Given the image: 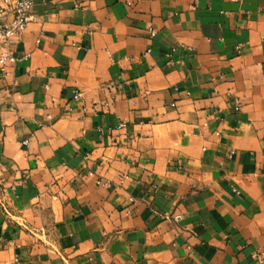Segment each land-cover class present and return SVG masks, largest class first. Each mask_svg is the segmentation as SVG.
<instances>
[{
	"label": "crops",
	"instance_id": "obj_1",
	"mask_svg": "<svg viewBox=\"0 0 264 264\" xmlns=\"http://www.w3.org/2000/svg\"><path fill=\"white\" fill-rule=\"evenodd\" d=\"M33 13L0 44V264H264V0Z\"/></svg>",
	"mask_w": 264,
	"mask_h": 264
},
{
	"label": "built area",
	"instance_id": "obj_2",
	"mask_svg": "<svg viewBox=\"0 0 264 264\" xmlns=\"http://www.w3.org/2000/svg\"><path fill=\"white\" fill-rule=\"evenodd\" d=\"M130 4V0H126ZM35 0H0V44H8L14 37L22 35L26 30L27 25L31 22L35 15L33 13V6ZM154 32L151 31V35ZM16 58L7 48L0 50V70L3 75L6 74L5 68L9 64H13ZM74 99L81 98L80 90H74ZM92 175V173H89ZM101 182V180H98ZM254 257L261 260L263 255L255 253Z\"/></svg>",
	"mask_w": 264,
	"mask_h": 264
}]
</instances>
